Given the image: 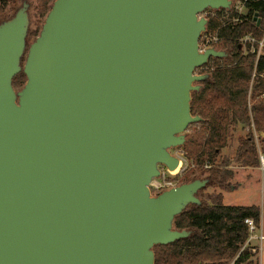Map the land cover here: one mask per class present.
Wrapping results in <instances>:
<instances>
[{"label":"water","instance_id":"1","mask_svg":"<svg viewBox=\"0 0 264 264\" xmlns=\"http://www.w3.org/2000/svg\"><path fill=\"white\" fill-rule=\"evenodd\" d=\"M230 5L55 0L23 67L27 5L0 24V264H155V246L190 235L174 221L208 181L150 185L202 121L195 69L227 57L199 52L198 15Z\"/></svg>","mask_w":264,"mask_h":264},{"label":"trees","instance_id":"2","mask_svg":"<svg viewBox=\"0 0 264 264\" xmlns=\"http://www.w3.org/2000/svg\"><path fill=\"white\" fill-rule=\"evenodd\" d=\"M255 14L261 18L259 27L253 21ZM212 25L215 24L209 21L208 27ZM263 31L264 0H250L248 21L225 31L227 40L220 47L238 53L237 38L247 33L260 36ZM237 59L235 55L234 60ZM230 61L232 59L227 62ZM252 63V58L247 57L239 60L234 67L217 69L198 84V91L192 92V115L200 116L202 121L196 125L199 131L190 136L183 148L199 168L188 172L180 184L198 180L199 177H194L197 171L206 175L203 180L208 183L197 194L201 204L188 205L175 218V230H186L190 235L168 245L155 246V264H253L254 255L247 248L242 250L250 235L245 221L252 219L259 227L261 209L258 206L225 205L222 203V194L215 197L205 195L211 187L230 192L236 190L229 182L234 177V172L228 169L230 161L223 160L218 164L217 159L228 148L236 127L239 124H251L247 96ZM19 80L22 83L20 85L27 81L23 72L14 79V87ZM255 93L257 95V91ZM253 116L257 128L264 130V100L256 101ZM206 162L212 165L211 169L202 168ZM234 162L244 167H258L252 132L239 139Z\"/></svg>","mask_w":264,"mask_h":264},{"label":"built area","instance_id":"3","mask_svg":"<svg viewBox=\"0 0 264 264\" xmlns=\"http://www.w3.org/2000/svg\"><path fill=\"white\" fill-rule=\"evenodd\" d=\"M230 1L231 5L228 9L207 8L204 12L198 15L199 18H205L208 20V22L210 21L215 24L212 25L210 28L207 24L206 30L202 33L199 40V52L204 53L207 50L214 49L217 51L225 52L227 54V57H211L205 65L196 68L194 74L196 76L210 75L217 69L226 67L231 68L236 66L239 60L241 59L243 60L247 57L252 58V75L248 87L247 96V107L251 124L246 127H248L249 132H252V135L254 137V143L256 146L257 157L259 161V165L257 168L264 174V130H259L257 128L253 116V108L256 101L264 100V31L260 36L254 35L252 33H247L237 38L235 42L238 46V53L234 51H227L221 47L219 48L218 46H222V44L227 40L226 35H224L225 31L233 29L237 25L248 21V3L250 0ZM259 19L260 22L258 23L257 20H255L254 16L253 21L258 27L261 24V18L259 17ZM235 55L238 56L237 60H234ZM228 59H232V61L227 62ZM256 91L257 95L255 93ZM173 156H176L179 159V167L177 172H175L177 174L180 173L181 175H184L192 169L195 170L199 168V165H197L193 160L188 157V154L184 150V148L177 151ZM211 167L212 165L209 162H206L202 166V168H204L205 170L211 169ZM167 171L173 174L172 171H169L168 169ZM151 186L152 189L159 194V192L162 193L166 191V189L170 190L173 185L172 183L168 182L167 178H164L161 181L159 180V182L152 181L150 185V191L153 195ZM153 196L157 195L155 194ZM245 223L249 227L250 235L242 250L251 247V245L255 241H259L261 244L264 242V233L262 231L261 234H257L258 228L255 225L254 221L252 219H247ZM253 250L255 251L256 248L253 247Z\"/></svg>","mask_w":264,"mask_h":264},{"label":"rangeland","instance_id":"4","mask_svg":"<svg viewBox=\"0 0 264 264\" xmlns=\"http://www.w3.org/2000/svg\"><path fill=\"white\" fill-rule=\"evenodd\" d=\"M24 1H27L30 4V8H29L30 25H29V33L27 37V42L29 47L40 34V31L42 29L46 17V15L44 14V12H42V10L37 9L39 5V1L38 0H1L0 17L6 14L10 16L11 15L9 11L10 7L15 6V8L17 9L22 6ZM218 47L220 48V46ZM26 57H27V53L24 56L23 64L26 61ZM25 83L23 85H20L22 84L21 80L17 81L15 83L16 91L17 92L20 91L24 87ZM196 125L197 124L191 125L188 128L187 132L185 133L186 135L185 144L190 139V136L194 134V132L199 131L200 128ZM248 132H249L248 127L239 124L236 127V130H234V134L230 139L228 148L224 149L220 157L217 159L218 164L221 163L223 160L230 161V166L228 167V169L234 172V177L229 182L236 187V190L230 192L226 190H221L219 188L211 187L206 190L205 195H210L215 197L219 194H222V203L229 206H258L261 209V225L257 227L258 228L257 234H261L262 231L264 233V174L262 173V171L258 170L256 166L244 167L234 162V154L236 151V147L239 144V139L245 137L248 134ZM183 147L184 146L173 148L170 150V152L172 155H175V153L181 150ZM167 169L168 168L166 166L159 165V170L161 171V175L159 176V178H156L153 181L159 182V180L161 181L164 178H167L168 182L172 183L173 185L172 187H176L181 185L180 183L182 182V180L184 179V177L187 175L188 172L197 170V169L196 170L192 169L188 171L186 174L181 175L180 173L171 174L167 171ZM200 173L201 172L197 171L194 177H199L198 178L199 180H203L206 177V175H201ZM151 190L153 192V195L155 194L158 195V193L152 189V186H151ZM160 193L161 192H159V194ZM253 247L256 248L255 251L253 250ZM247 250H249L254 255L252 258L253 264H264V242L261 244L259 241H255L253 242L250 248H247Z\"/></svg>","mask_w":264,"mask_h":264},{"label":"flooded vegetation","instance_id":"5","mask_svg":"<svg viewBox=\"0 0 264 264\" xmlns=\"http://www.w3.org/2000/svg\"><path fill=\"white\" fill-rule=\"evenodd\" d=\"M39 1V5H38V7H37V9L38 10H42V12H44V14L46 15V17H45V20H46V18H47V15H48V13L51 11V9H52V7H53V4H54V1L55 0H38ZM0 3H1V0H0ZM25 5H27V13H28V18H29V25H30V14H29V8H30V4L27 2V1H24L23 2V4H22V6L21 7H19V8H15V6H12V7H10V9H9V11H10V13H11V15L10 16H8V14H6V15H4V16H2V17H0V24H2V23H4V22H6V21H8V20H10V19H12L17 13H18V11L19 10H21L23 7H25ZM10 6V5H9ZM9 6H7V7H9ZM41 12V13H42ZM44 23H45V21H44ZM44 25V24H43ZM42 28H43V26H42ZM41 31H42V29H41ZM40 31V32H41ZM28 33H29V29H28ZM29 47H28V42H27V47H26V51H25V53H24V55H23V57H22V59H21V66L23 67L24 66V64H23V61H24V56L26 55V53H27V49H28ZM27 58V57H26ZM26 62V61H25ZM18 76V75H17ZM16 78V77H15ZM14 78V79H15ZM14 81V80H13ZM14 85V84H13ZM15 88V87H14ZM16 90V89H15Z\"/></svg>","mask_w":264,"mask_h":264},{"label":"bare ground","instance_id":"6","mask_svg":"<svg viewBox=\"0 0 264 264\" xmlns=\"http://www.w3.org/2000/svg\"><path fill=\"white\" fill-rule=\"evenodd\" d=\"M177 170H178V168L176 169V171H172V173H175V172H177Z\"/></svg>","mask_w":264,"mask_h":264}]
</instances>
